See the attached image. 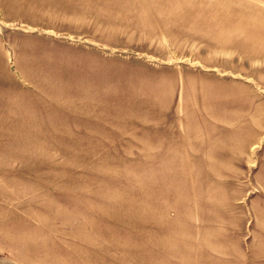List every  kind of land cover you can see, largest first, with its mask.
Returning <instances> with one entry per match:
<instances>
[{"label": "rangeland", "instance_id": "374dc122", "mask_svg": "<svg viewBox=\"0 0 264 264\" xmlns=\"http://www.w3.org/2000/svg\"><path fill=\"white\" fill-rule=\"evenodd\" d=\"M217 129L250 173L197 171ZM263 142L264 0H0V264H212L199 200L247 223Z\"/></svg>", "mask_w": 264, "mask_h": 264}, {"label": "crops", "instance_id": "0c3cea01", "mask_svg": "<svg viewBox=\"0 0 264 264\" xmlns=\"http://www.w3.org/2000/svg\"><path fill=\"white\" fill-rule=\"evenodd\" d=\"M214 126L218 127L219 125L214 124ZM212 133L210 141L201 142L196 156L202 160L209 159L210 165L207 166L205 162V165L199 166L197 171L200 174L211 175L250 173L252 166L244 155L253 145L257 144V137H255L254 141L249 139L243 142H236L233 138L222 135L223 132L218 129L216 131L212 130ZM239 154L243 155L244 163L242 162L243 165L239 167L242 170L236 171L235 161L237 156L240 157ZM254 168L253 173L256 176L258 193L248 197V202L246 203L247 212L250 216L249 225L239 215H236L231 222L224 215H214L217 212H227V206H218L217 203L215 204V199L199 200L200 207H210L212 215L202 216L201 221H196L194 223V238H187L189 242L192 241L196 262H199L200 259L206 261L208 258L213 260L211 263L217 264H257L260 262L259 256L255 255L254 257L252 252L249 253L245 250V244L248 246V241L244 231L248 229L250 232L251 228L253 231L251 237L264 240V142ZM242 187L245 190L244 186ZM248 187L246 188L247 191L249 190ZM211 190L216 189L212 186ZM217 208L218 210L215 211L214 209ZM199 255L201 256L200 259Z\"/></svg>", "mask_w": 264, "mask_h": 264}]
</instances>
